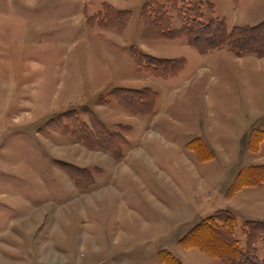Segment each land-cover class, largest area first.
Returning <instances> with one entry per match:
<instances>
[{"label":"rangeland","instance_id":"rangeland-1","mask_svg":"<svg viewBox=\"0 0 264 264\" xmlns=\"http://www.w3.org/2000/svg\"><path fill=\"white\" fill-rule=\"evenodd\" d=\"M102 1L0 0V225H26L21 213L33 212L41 223L56 214L66 242L39 252L54 260L38 264H167L161 257L226 264L198 247H182L179 238L227 205L240 166L264 161V148L252 152L245 142L254 123L248 117L264 121V60L252 52L240 57L228 45L202 52L181 36L146 40V0L116 1L130 12L127 32V25L120 31L89 23L88 17H109ZM156 1L173 29L189 16L187 8L200 4L204 20L241 22L233 19L243 9L237 0H210L214 11L205 0ZM131 45L183 56L184 66L165 78L146 74L135 67ZM117 85L155 89L152 113L124 109ZM85 106L110 132L124 136L130 126L119 156L89 144ZM195 136L208 139L213 158L198 160L186 147ZM205 191L210 194L195 196ZM234 230L244 248L240 217ZM206 235L207 245L221 246L213 232Z\"/></svg>","mask_w":264,"mask_h":264},{"label":"trees","instance_id":"trees-1","mask_svg":"<svg viewBox=\"0 0 264 264\" xmlns=\"http://www.w3.org/2000/svg\"><path fill=\"white\" fill-rule=\"evenodd\" d=\"M207 4L213 10L212 4L210 2ZM200 6L201 4L191 5L187 8L186 11H189V16L185 18L180 27L173 29L170 26V19L166 15L164 6H161L156 0H146L141 6V13L147 36L167 38L185 36L190 44L202 52L228 45L237 53L254 52L259 56L264 55V19L253 25H233L228 28L223 18L210 17L204 20ZM101 10L109 12V17L105 15L106 18L104 19V16L101 15L99 18H94L95 21L88 17L89 23L91 21L92 23L96 22L103 26L117 28L120 31L126 27V22L130 17L129 10L115 8L107 1L102 2ZM129 52L139 66L150 70L155 75L165 76L175 73L185 61L183 57H155L134 45L129 47ZM141 59H151V66L141 65ZM114 90L121 103L131 111L145 112L151 110L155 92L150 88L117 87ZM84 108L90 113L92 121V127H85L86 132L90 130L92 132L93 142L89 144L99 145L115 156H119L121 154L120 144L126 142L125 137L119 132H110L105 123L98 118L90 107L85 106ZM263 136V130L253 128L248 136L249 148L256 151ZM187 147L193 149L200 160H207L213 156L205 141L200 137L190 139L187 142ZM263 181L264 164L242 166L238 169L227 194H232L244 185L260 184ZM235 223L236 216L232 211L217 209L189 229L180 238V244L184 247L197 246L207 254L221 258L228 264H264V254L263 257H259L257 249L258 241H262L264 246V220L247 219L244 221V248L239 245V241L234 235ZM207 232H213L218 238L221 242L219 248L210 247L205 243L203 239L207 236ZM161 259L167 264H183L177 259L173 262H167L168 259L165 257H161Z\"/></svg>","mask_w":264,"mask_h":264},{"label":"crops","instance_id":"crops-1","mask_svg":"<svg viewBox=\"0 0 264 264\" xmlns=\"http://www.w3.org/2000/svg\"><path fill=\"white\" fill-rule=\"evenodd\" d=\"M106 1L109 2L115 8L128 9V8H122L121 6L117 5L116 1H118V0H109V1L106 0ZM205 1L210 2L212 4L213 11H214L215 7H216V3L214 1H210V0H205ZM231 2H233V1H230V4H232ZM236 3H238L240 7H243V9L241 10V13L239 11L238 14H236V17H233V19H238V17H239L241 22H235L236 20H231L229 23H227L228 28H230L233 25H253V24H256V23H258L264 19V0H237ZM221 18H223V17H221ZM142 26H143V24H142ZM128 27H129V23L127 25V28H125V30H123L122 32H127ZM114 30L118 31L117 29H114ZM142 32H143V27L141 28V34H142ZM181 37H184L187 40V38L185 36H181ZM142 38L146 39L143 36V34H142ZM160 38H165V37H149V39H146V40H148L150 42L151 41L154 42L157 40H161ZM175 40H180V38H177ZM141 43H143L142 39H141ZM138 48L141 49L143 52H145L149 55L155 56V57H160V58L183 57V56H163V55L158 56L156 54V51L153 50L154 48H152V45H149L146 48L138 46ZM222 49H224V48H222ZM231 51H232V53L234 52V54L239 55L240 57L243 56L241 54L248 53V52L237 53L232 49H231ZM111 53H113V52H111ZM252 53H254V52H252ZM130 55H131V53H130ZM257 56H258L257 60H260V58L262 60H264V55L263 56L257 55ZM132 58L134 59L135 67L138 70H142L146 74H151V75L156 76V77H162V78L167 77L166 75L164 76V75L153 74L150 70L145 69L142 66H139L133 56H132ZM184 63H185V61H184ZM183 66H184V64H183ZM183 66L181 68H183ZM168 75L170 76V74H168ZM171 75H173V74H171ZM120 79H122V81L127 80L128 76L121 75ZM128 80H130V79H128ZM115 87L116 88L117 87H127V88H132V89H141V88L147 87V88H150L151 90H153L155 92V100H156V97L158 95L157 91L155 89H153L147 85L138 86V87H132V86H127V85H117ZM119 102L123 106L124 109H126L128 112H130L132 114H135L136 116L143 115L146 113H152V108H151V110H148L145 112H133L130 109H128L127 107H125L121 103V101H119ZM102 103H105V102H102ZM96 114L98 117H100L97 112H96ZM248 118H249V120L251 119L254 122L253 124H251L248 127V130L250 129V131H251L253 128H257V129L263 130V132H264V121L261 120L263 117H248ZM101 120L104 122V120L102 118H101ZM245 127H247V125ZM129 130H130V126L128 125V128L125 131L126 133L124 134V137L127 140L126 143H128L130 141L129 133H128ZM195 137L202 138L214 156L215 149L213 148L211 143L208 141V139L205 137H201V136H195ZM195 137H192V138H195ZM187 142L185 144L186 147H187ZM245 142H246V146H247L248 150H250L252 152H261L262 149L264 148V136L259 141L258 149L256 151H253L249 148L248 135L246 137ZM126 143H124V144H126ZM123 145H122V147H123ZM188 149L193 151L195 156L197 157V159L200 160L198 158L197 153L193 149H190V148H188ZM213 156H212V158H213ZM209 159H211V158H209ZM201 161H204V160H201ZM253 164H264V161H260L259 163H253ZM248 165H250V164H248ZM242 166H247V165H242ZM242 166H240V167H242ZM233 180H234V178H233ZM233 180H232V182H233ZM230 185H229V187H230ZM229 187H228V189H229ZM228 189H227V191H228ZM209 194H210V191H205L204 193L196 192L195 196L201 197L203 195H209ZM226 194H227V192H226ZM226 201H227V205L225 207H218V208L214 209L211 213L200 218L195 224H197L204 217L214 213L217 209H228V210L232 211L236 216L235 227H236L237 222H238V217H240L242 219V230H243V232H244V221L245 220H247V219L264 220V181L260 184L244 185V186L240 187L238 190L234 191L232 194H227ZM52 215L53 216H50V215L48 216L47 222L43 221L41 223L40 221L36 220L37 215L33 214V212H31L29 214H26V213L22 214L21 213V214H19V220L26 221L27 222L26 225L22 226V222H19V226H15L16 225L15 224L14 225L15 227L2 228L1 227L2 224H1L0 225V264H36V263L38 264V263H41V261L42 262L43 261L50 262V261L54 260V257H53L54 255H52V254L51 255L47 254L44 257L40 256L42 254L41 251L54 250L56 248V245H54V244H56L57 242L59 244H62V245H64L66 242V231H65V229L61 228V227L57 228L55 226L56 214L53 213ZM195 224H193V226ZM193 226H191L189 229H191ZM189 229L186 232H188ZM180 238H179V243H180ZM259 243H261L263 246V242L258 241L257 249H258ZM30 245L33 246L32 252L31 253L30 252L24 253L22 250L30 249ZM189 247H197V246H189ZM263 249H264V246H263ZM18 251H20V252L18 253ZM33 251H35V252H33ZM262 253H263V250H262ZM209 256H211V255H209ZM216 258H218V257H216ZM225 263L228 264L227 262H225Z\"/></svg>","mask_w":264,"mask_h":264}]
</instances>
